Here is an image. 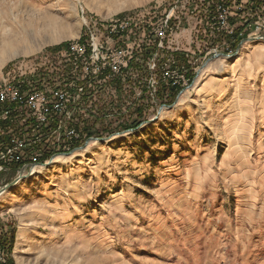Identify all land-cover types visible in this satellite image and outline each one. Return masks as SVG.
Instances as JSON below:
<instances>
[{
    "label": "rangeland",
    "instance_id": "374dc122",
    "mask_svg": "<svg viewBox=\"0 0 264 264\" xmlns=\"http://www.w3.org/2000/svg\"><path fill=\"white\" fill-rule=\"evenodd\" d=\"M184 1L0 0V85L10 66L42 64L89 23H151L174 6L171 39L189 58H168L192 70L171 104L151 105L150 122L120 134L135 108L89 120L80 143L0 195V227L15 229L3 264H264V33L213 51ZM116 93L106 101L131 96Z\"/></svg>",
    "mask_w": 264,
    "mask_h": 264
},
{
    "label": "built area",
    "instance_id": "2783aa9c",
    "mask_svg": "<svg viewBox=\"0 0 264 264\" xmlns=\"http://www.w3.org/2000/svg\"><path fill=\"white\" fill-rule=\"evenodd\" d=\"M184 4H193L189 13L198 15L203 27L208 24L217 44L213 51L222 40L221 47L230 55L233 45L246 36L259 38L264 33L260 12L264 0H198L196 4L185 0ZM176 8L151 23L132 17L89 23L84 40L63 45L42 64L8 68L0 85V123L8 126L0 135V190L12 175L21 170L26 174L30 165H35L34 170L49 156L74 148L89 131V120L114 119L120 111L126 116L127 109L144 99L156 104L159 83L181 86L190 80L188 66L180 67L168 58L174 53L189 58L171 39L180 30L172 15ZM236 17L241 20L232 21ZM144 53H148L145 61ZM133 65L141 66L144 73ZM116 92L131 96L123 103L122 98L106 101V95L117 97ZM3 255L0 248V264Z\"/></svg>",
    "mask_w": 264,
    "mask_h": 264
},
{
    "label": "trees",
    "instance_id": "16d2710c",
    "mask_svg": "<svg viewBox=\"0 0 264 264\" xmlns=\"http://www.w3.org/2000/svg\"><path fill=\"white\" fill-rule=\"evenodd\" d=\"M84 35L82 37V40H84ZM63 47V46H62ZM62 47L54 49L50 52H52L51 54L58 52L62 49ZM148 53H144V61L147 59ZM134 67H137L140 71H143L142 74L144 73V69H142L141 66L139 65H133ZM192 70H189V72ZM191 75V72L188 74V76ZM191 77V76H190ZM179 88L176 86H172L171 84L167 83H163L160 84L157 88V95H156V104H171L173 102V100L175 99L176 95L178 94ZM151 102L150 100L144 99L142 101V103L140 105H138L135 108V114H136V118H130V122L124 126V129L128 130V129H133L136 128L140 123L145 122L147 119V115L149 112V109H151ZM129 119V118H128ZM99 133V132H98ZM4 227H0V231H5L3 236H0V248L4 251V253H8L11 252V248H12V243H13V238H14V232L15 229L13 228V226L9 225H4Z\"/></svg>",
    "mask_w": 264,
    "mask_h": 264
},
{
    "label": "water",
    "instance_id": "95a60500",
    "mask_svg": "<svg viewBox=\"0 0 264 264\" xmlns=\"http://www.w3.org/2000/svg\"><path fill=\"white\" fill-rule=\"evenodd\" d=\"M261 39L264 40V37H261ZM252 40H253V39H252ZM249 41H251V39H250V40H249V39L246 40V42H249ZM170 107H171V106H168V105H162V107H160L159 110L157 111V115L155 116L154 120L157 119V116L160 114V111L162 110V108H170ZM151 121H152V120H151ZM148 122H150V121L142 122V123H140L136 128L128 129V130H126V131L121 132L120 134L133 132V131L137 130L139 127H141L142 125H144V124H146V123H148ZM94 140L103 141L104 139H94ZM84 147H85V145L82 146V147H80V148H76V149H74V151H75V150H76V151H82V150L85 149ZM74 151H73V152H74ZM67 155H68V154H67ZM41 166H47V164H42ZM34 167H35V165H30V166H29L30 169L28 170V173H26V174H23V171H24V170H21V171H20V174H19V175L13 180V181H11L10 183H8V184L2 189V191L0 192V195H1L2 193H4L5 191H7L8 189L12 188L14 185H16V184H17L18 182H20L21 180L30 177V175H31V173H32V171H33V170H31V169L34 168Z\"/></svg>",
    "mask_w": 264,
    "mask_h": 264
},
{
    "label": "bare ground",
    "instance_id": "6f19581e",
    "mask_svg": "<svg viewBox=\"0 0 264 264\" xmlns=\"http://www.w3.org/2000/svg\"><path fill=\"white\" fill-rule=\"evenodd\" d=\"M257 58H258V57L256 56V59H257ZM233 66H234V65H233ZM231 68L233 69V67H231ZM39 170H40V168H39V169H37V168L34 169V170L32 171V174H34V173L36 174V172L39 171Z\"/></svg>",
    "mask_w": 264,
    "mask_h": 264
},
{
    "label": "crops",
    "instance_id": "0c3cea01",
    "mask_svg": "<svg viewBox=\"0 0 264 264\" xmlns=\"http://www.w3.org/2000/svg\"><path fill=\"white\" fill-rule=\"evenodd\" d=\"M232 14L235 15V12H232ZM183 46H185V45H183Z\"/></svg>",
    "mask_w": 264,
    "mask_h": 264
}]
</instances>
